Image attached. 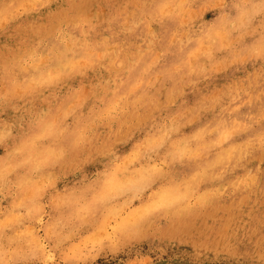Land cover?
Masks as SVG:
<instances>
[{
	"label": "rangeland",
	"instance_id": "1",
	"mask_svg": "<svg viewBox=\"0 0 264 264\" xmlns=\"http://www.w3.org/2000/svg\"><path fill=\"white\" fill-rule=\"evenodd\" d=\"M0 264H264V0H0Z\"/></svg>",
	"mask_w": 264,
	"mask_h": 264
},
{
	"label": "snow or ice",
	"instance_id": "2",
	"mask_svg": "<svg viewBox=\"0 0 264 264\" xmlns=\"http://www.w3.org/2000/svg\"><path fill=\"white\" fill-rule=\"evenodd\" d=\"M161 149H163L164 147H166L165 145H161L159 146ZM175 160L173 159L172 161H169L168 160V157L166 156L164 158V160H161L158 164V166H156L155 168V173L153 174V176L151 177L152 180H158L160 179L163 175H164V172H163V169L165 167V165L167 163H174Z\"/></svg>",
	"mask_w": 264,
	"mask_h": 264
},
{
	"label": "bare ground",
	"instance_id": "3",
	"mask_svg": "<svg viewBox=\"0 0 264 264\" xmlns=\"http://www.w3.org/2000/svg\"><path fill=\"white\" fill-rule=\"evenodd\" d=\"M2 9V8H1ZM5 34V33H4ZM125 55V54H124Z\"/></svg>",
	"mask_w": 264,
	"mask_h": 264
}]
</instances>
